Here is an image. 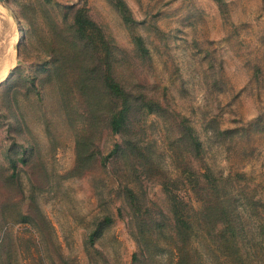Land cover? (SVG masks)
<instances>
[{"label":"rangeland","instance_id":"rangeland-1","mask_svg":"<svg viewBox=\"0 0 264 264\" xmlns=\"http://www.w3.org/2000/svg\"><path fill=\"white\" fill-rule=\"evenodd\" d=\"M181 214L194 264H264V0L0 2V264H170Z\"/></svg>","mask_w":264,"mask_h":264},{"label":"trees","instance_id":"trees-1","mask_svg":"<svg viewBox=\"0 0 264 264\" xmlns=\"http://www.w3.org/2000/svg\"><path fill=\"white\" fill-rule=\"evenodd\" d=\"M120 100L121 110L117 112L116 118H114V120H111V126L117 129L119 132H122L130 123L129 117L131 113V106L129 105V98L125 94L120 95ZM126 141L128 142L129 140ZM196 143L201 146L198 140H196ZM149 165L152 164L149 163ZM135 166L136 162L132 164V167ZM167 184L168 181L167 183H165V185ZM198 186H200V184H198ZM203 188L212 190L213 193H211L210 196L204 201L201 232L205 237L208 238L210 237V235H221L222 230L223 237H227V233L230 228L227 218L228 212L227 207L225 205L222 206L221 200L218 199L216 195H214L215 193H217L216 180L209 182L207 186L204 185ZM217 216L223 217V220H221L220 224L219 222L214 221L215 217ZM220 225H223L221 230H219ZM159 228L161 231H163V233L166 234L165 247L168 250L169 256L172 257L173 260L170 262V264H194L196 248L193 236H198L195 224L193 222H190L186 216L181 214L177 217V219L173 217L170 220H167L164 224L160 225ZM136 234L142 248L141 256L144 259L148 260V258L153 254V245L159 243L155 242L150 237L152 234L150 232L137 230Z\"/></svg>","mask_w":264,"mask_h":264},{"label":"water","instance_id":"water-1","mask_svg":"<svg viewBox=\"0 0 264 264\" xmlns=\"http://www.w3.org/2000/svg\"><path fill=\"white\" fill-rule=\"evenodd\" d=\"M5 0H0V2H4Z\"/></svg>","mask_w":264,"mask_h":264}]
</instances>
